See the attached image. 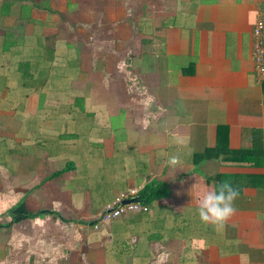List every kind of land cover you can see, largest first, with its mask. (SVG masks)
<instances>
[{"label":"crops","instance_id":"1","mask_svg":"<svg viewBox=\"0 0 264 264\" xmlns=\"http://www.w3.org/2000/svg\"><path fill=\"white\" fill-rule=\"evenodd\" d=\"M258 16L264 0H0V264H264ZM223 181L240 194L218 231L197 208ZM147 185V211L100 219Z\"/></svg>","mask_w":264,"mask_h":264},{"label":"clouds","instance_id":"2","mask_svg":"<svg viewBox=\"0 0 264 264\" xmlns=\"http://www.w3.org/2000/svg\"><path fill=\"white\" fill-rule=\"evenodd\" d=\"M177 151L170 153L168 167L175 171L184 167V148L186 145L177 141ZM239 190L229 182L223 181L217 186L202 192L197 213L200 220L213 225L218 231H222L226 223L234 216L236 207L234 201L239 197Z\"/></svg>","mask_w":264,"mask_h":264},{"label":"built area","instance_id":"3","mask_svg":"<svg viewBox=\"0 0 264 264\" xmlns=\"http://www.w3.org/2000/svg\"><path fill=\"white\" fill-rule=\"evenodd\" d=\"M264 19L258 16L255 19L252 34H253V60L255 70L259 76L264 75ZM148 205L139 199L138 190L134 187L120 191L110 202H108L100 219L108 220L128 212L147 211ZM96 227V225H95Z\"/></svg>","mask_w":264,"mask_h":264},{"label":"trees","instance_id":"4","mask_svg":"<svg viewBox=\"0 0 264 264\" xmlns=\"http://www.w3.org/2000/svg\"><path fill=\"white\" fill-rule=\"evenodd\" d=\"M159 194H160V190L156 191V189H154L151 185L145 186L138 192L139 199L147 205L150 199L156 197Z\"/></svg>","mask_w":264,"mask_h":264}]
</instances>
